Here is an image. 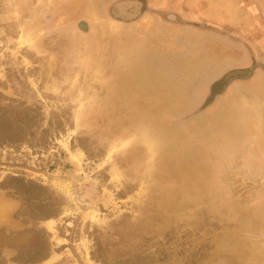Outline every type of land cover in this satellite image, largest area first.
I'll list each match as a JSON object with an SVG mask.
<instances>
[{
    "label": "rangeland",
    "instance_id": "obj_1",
    "mask_svg": "<svg viewBox=\"0 0 264 264\" xmlns=\"http://www.w3.org/2000/svg\"><path fill=\"white\" fill-rule=\"evenodd\" d=\"M13 175L60 206L0 187V264H264V0H0Z\"/></svg>",
    "mask_w": 264,
    "mask_h": 264
},
{
    "label": "trees",
    "instance_id": "obj_2",
    "mask_svg": "<svg viewBox=\"0 0 264 264\" xmlns=\"http://www.w3.org/2000/svg\"><path fill=\"white\" fill-rule=\"evenodd\" d=\"M0 187L13 188L14 193L24 196L26 202H24L23 209L21 211H24L26 206L34 205L38 202L45 203V209H50V211H53V209L60 206L59 198L54 196L52 193H49V196L46 199H41L38 196V191H48V188L45 185L32 179H26L21 175L5 177L2 181H0ZM34 209V206L31 207L32 212H34ZM40 220L41 218L36 217L33 228L20 233L13 232L12 234H16L15 236H8L9 241L5 245L10 247L17 246L13 240L17 239L20 235H24L25 232L34 233L39 236L36 244H27L30 250L25 249L23 253H21V256L18 259L20 264L41 263L51 254L50 232L46 228L39 226ZM0 231H3V229H0Z\"/></svg>",
    "mask_w": 264,
    "mask_h": 264
},
{
    "label": "crops",
    "instance_id": "obj_3",
    "mask_svg": "<svg viewBox=\"0 0 264 264\" xmlns=\"http://www.w3.org/2000/svg\"><path fill=\"white\" fill-rule=\"evenodd\" d=\"M217 3V2H216ZM215 3V4H216ZM230 10H227L226 13L224 14L226 16V19L228 20V22L230 23H241L240 20H241V14H243V12H239L237 9H235V7H229ZM244 10V13H247V8H243Z\"/></svg>",
    "mask_w": 264,
    "mask_h": 264
},
{
    "label": "flooded vegetation",
    "instance_id": "obj_4",
    "mask_svg": "<svg viewBox=\"0 0 264 264\" xmlns=\"http://www.w3.org/2000/svg\"><path fill=\"white\" fill-rule=\"evenodd\" d=\"M241 69H242V68H241ZM244 69H247V66H244ZM245 71H246V70H240V69H238V70L235 71L236 73H233V74H232L233 70L231 71V73H230V72H228V73L231 74V75H230V78H233L234 76L239 75V74H241L242 72H245Z\"/></svg>",
    "mask_w": 264,
    "mask_h": 264
},
{
    "label": "bare ground",
    "instance_id": "obj_5",
    "mask_svg": "<svg viewBox=\"0 0 264 264\" xmlns=\"http://www.w3.org/2000/svg\"><path fill=\"white\" fill-rule=\"evenodd\" d=\"M49 222L52 221L51 219L48 220Z\"/></svg>",
    "mask_w": 264,
    "mask_h": 264
}]
</instances>
